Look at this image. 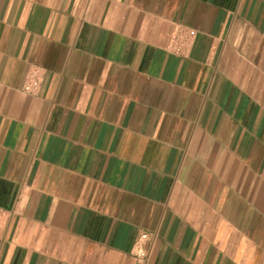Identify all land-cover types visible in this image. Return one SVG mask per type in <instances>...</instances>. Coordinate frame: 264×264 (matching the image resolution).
Here are the masks:
<instances>
[{
    "label": "crops",
    "instance_id": "obj_1",
    "mask_svg": "<svg viewBox=\"0 0 264 264\" xmlns=\"http://www.w3.org/2000/svg\"><path fill=\"white\" fill-rule=\"evenodd\" d=\"M0 264H264V0H0Z\"/></svg>",
    "mask_w": 264,
    "mask_h": 264
},
{
    "label": "built area",
    "instance_id": "obj_2",
    "mask_svg": "<svg viewBox=\"0 0 264 264\" xmlns=\"http://www.w3.org/2000/svg\"><path fill=\"white\" fill-rule=\"evenodd\" d=\"M193 34V31H189L188 35L191 36ZM187 35V36H188ZM180 47L179 41L176 42L175 49L178 50ZM40 86V80L34 75L30 74L27 75L23 84H22V90L29 94H34L38 91ZM147 237L146 233H141L139 236V241L136 242V246L134 249V255L138 259H143L146 256V250L142 246L141 241Z\"/></svg>",
    "mask_w": 264,
    "mask_h": 264
}]
</instances>
